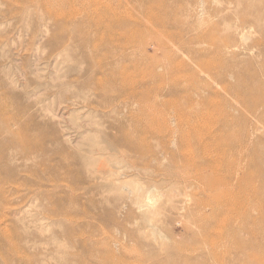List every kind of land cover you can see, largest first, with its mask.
<instances>
[{
	"label": "rangeland",
	"instance_id": "374dc122",
	"mask_svg": "<svg viewBox=\"0 0 264 264\" xmlns=\"http://www.w3.org/2000/svg\"><path fill=\"white\" fill-rule=\"evenodd\" d=\"M0 264H264V0H0Z\"/></svg>",
	"mask_w": 264,
	"mask_h": 264
}]
</instances>
